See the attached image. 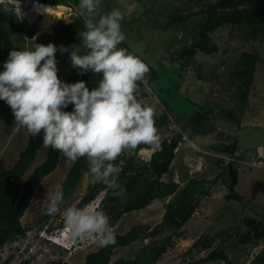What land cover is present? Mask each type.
I'll list each match as a JSON object with an SVG mask.
<instances>
[{"label": "trees", "instance_id": "1", "mask_svg": "<svg viewBox=\"0 0 264 264\" xmlns=\"http://www.w3.org/2000/svg\"><path fill=\"white\" fill-rule=\"evenodd\" d=\"M40 1L55 7L59 5H62V7L70 5L68 7H71L73 2H78L77 0ZM183 1L184 3L175 5L169 10L165 4H162V11H164L165 15L160 13L158 6L155 7V10L152 7L151 11L154 15L159 13L164 17L162 22L153 21V28L156 31H166L171 27H179L181 29V36L176 37L173 49L168 46L166 50L169 54L165 56L166 63H162L159 60V64L163 66V70L166 72L161 71V73H158L159 70L149 66L148 80L160 82L161 80L159 79L161 77L159 76L163 74L164 77L167 76L166 85L168 86L166 87H169L166 92L158 91V94L153 95L160 104L155 106L156 113L158 112L155 117V124L156 126H162L168 123L171 115L173 116H170L171 121L180 122V132L189 131V138H192L195 134L215 135L216 140L210 143L209 149L213 150L214 154L216 153L214 157L216 163L225 161L223 169L226 172V192L223 197L226 201L235 200L241 202L243 195L235 190L238 181V170L235 160L241 159L240 147L233 136V141L228 138L225 139L220 134L222 130L218 129V126L225 119L232 121L234 128H240L241 126V118L247 106L250 85L253 82L256 65L259 60V56L254 50V42L264 40V0ZM76 12L69 23L58 25L55 30L58 35L71 44L82 48L79 32L86 29L83 18L78 14V8ZM137 14V12H133L132 27L140 35L139 27H145L144 24L136 23L142 20V16H136ZM147 14H150V12ZM11 21L17 26L14 27L10 23ZM226 25L229 26L230 39L246 42L252 49L243 50L236 59H233L231 65L224 68L223 71L220 68L217 72L215 70V72L205 74L201 63L195 60L196 51L199 50L205 54L218 52V45L212 41L211 35L217 28ZM13 30H20L24 37L28 39L33 37L35 26L23 25L14 12L4 11L3 6H0V71H3V64L8 59L9 52L14 49L11 39ZM186 37L191 40L188 45L183 43L186 42ZM119 47L133 51L126 40ZM171 68H177L179 72L177 70H168ZM191 69L197 80H205L206 77L204 76H210L217 85L218 83L221 84V89L226 86L227 88L233 86L234 94L237 96L238 102H240L237 108L225 106L222 100L220 101L221 104L216 103V101L197 104L198 102L193 101L198 105V108L186 112H183L185 109H178L176 106L172 108V105H169V101L174 96L180 95L179 88L184 81L183 76ZM175 72L179 75L180 80H173ZM100 78V76H94L91 72L81 74L78 71L76 74L68 76L65 82L73 83L78 80H85L87 86L91 88L97 86ZM152 91L153 89L149 88L148 92H141L140 96L146 99L152 94ZM180 96L183 97V95ZM162 97L163 101H161ZM189 101L192 100L189 99ZM71 108L72 106L69 105L66 110L70 111ZM4 130L7 131L6 128ZM179 139L177 135L162 139L159 148L151 153L148 160L140 158L137 154L139 149L150 147L148 145H141L134 153H125L117 158L115 163L121 168L118 180L121 187L126 189V198L124 199L114 196L112 191L103 183L93 184L89 181L87 191L81 197L78 207L92 201L101 191H104L101 204L106 210L110 223H114L126 213L147 208L155 201H164L162 204L165 203V207L163 206L164 209L158 222L152 226L135 224L123 233H114L116 237L115 245L103 248L98 247L96 250L87 252L82 264H108L115 248L125 247L143 237H154L160 232L167 231L160 244H144L137 249L133 258H120L112 262V264L156 263L161 255L166 252L168 246L172 244L173 237L178 236L183 227L194 220V215L197 216L199 211L202 212V210H199L201 209L200 205L210 192L205 187V184L209 182L208 179L203 177L193 178V176L187 177L184 179L183 186H180V182H176L172 178L167 181L162 180V176L170 170V164L178 151ZM41 147L42 135L37 137H29L27 135L26 143L19 149L14 163L10 167L0 169V249L13 240L25 236L29 227L23 226L21 217L29 205L36 186L57 166L61 155L59 151L48 148L44 152L43 159L31 168ZM86 172L87 164L84 158L70 165L64 180L59 186L63 189L64 198L68 195L71 188H74L79 183ZM185 176H187L186 173ZM216 177L212 180L215 181ZM221 208L219 211H221ZM213 209L214 207L210 211L212 216L216 211ZM51 216L45 215L41 219L42 222L48 220ZM218 216L221 215L218 213ZM39 227L43 226L40 225ZM193 227L195 228V225ZM234 233L236 236L239 235L235 245L256 242V240H253L250 230L242 234L240 229L237 228ZM228 236L231 237V233ZM227 239L226 236L225 241H228ZM211 245L212 238H209L208 234L203 233L193 242L191 247L200 250L202 248H210ZM187 257L191 258L190 255L185 256L184 254L176 257L174 264H186ZM11 258L12 254L1 264H7ZM194 261L205 264H208L209 261L236 264L220 248H213L207 256L197 260L194 259ZM23 264H28V260H25ZM47 264L69 263L55 260ZM248 264H264V247L252 257Z\"/></svg>", "mask_w": 264, "mask_h": 264}, {"label": "rangeland", "instance_id": "2", "mask_svg": "<svg viewBox=\"0 0 264 264\" xmlns=\"http://www.w3.org/2000/svg\"><path fill=\"white\" fill-rule=\"evenodd\" d=\"M77 1L73 2L71 7H68L70 5H66L65 7H62V5L56 7L50 5L51 7L48 8L51 11L50 14L46 12L41 14L32 38H25L20 30H13L11 33L13 48L17 50L31 48L34 42L55 44L57 46L55 55L57 59L58 77L63 81L68 76L78 72L77 69L71 67L69 60L71 47L81 52H83V48L71 44L62 38L55 29L58 25L67 24L72 20L73 15L77 13L76 10L79 0ZM206 1L211 2L214 0ZM182 3H184L183 0H101L100 12L104 14L113 9L120 10L124 16L121 22V28L131 49L149 66H153L159 70L158 73H161V71L165 73L166 71L159 64V60L162 63H166L165 56L169 55L166 50L168 46L171 47L170 49H173L176 37L181 36V29L179 27H171L166 31H156L153 28V21L157 20L162 22L164 20V17L161 15H165L164 11H162V4H165L169 10L173 6ZM157 6L161 14L154 15L151 13L152 7L155 10ZM133 12L138 13L136 16H142V20L136 22L141 25L144 24L145 27H139L140 35L132 27ZM148 12L150 14H147ZM10 23L16 27L12 21ZM211 38L218 45L219 51L205 54L197 50L195 54V60L201 63L202 70L205 74L215 72V70L217 72L220 68L223 71L224 68L231 65L233 59H236L243 50L252 49L246 42L230 39L229 26L227 25L217 28L212 33ZM185 40L186 42L183 43L186 45L191 41L189 37H186ZM61 45L68 47L69 52L61 53L59 51ZM254 50L258 54L259 60L256 65L253 82L250 85L247 106L241 118V126L240 128H234V123L227 119L218 126V129L222 130L220 134L225 139L228 138L233 141L234 138L237 140L241 152L245 148L264 145V40L254 42ZM168 70H177L179 72L177 68ZM159 77H161L159 79L161 80L160 82L151 79L148 80L149 76L147 74V86L151 90L153 89V91L146 99L139 96L142 103L154 106L157 104L160 105L153 95L158 94V91H163L164 93L169 90V87H166L168 86L166 85L167 76L164 77L162 74ZM204 77H206L205 80H197L193 70H189L183 76L184 81L179 88L180 95H183V97L180 95L174 96L170 99L169 105H172V108L176 106L178 109H185L183 112H186L198 108L197 104L212 103L214 101L221 104L220 101L222 100L225 106L237 108L240 102H238L237 96L234 94L235 90L233 86L228 88L226 86L224 89H221L220 83L217 85V83L212 81L210 76ZM175 79L180 80L177 73L173 77V80ZM154 91L155 93H153ZM189 99L192 101H189ZM161 101H163V97ZM193 101L198 103L196 104ZM162 104L164 103L162 102ZM157 114L158 112L155 117ZM170 116L168 123L162 126H156L161 141L164 138H170L174 135H177L180 139L177 147L178 151L170 164V170L162 176V180L167 181L172 178L173 180L179 181L180 186H183L185 173L188 178L192 176L193 178L205 177L210 180V178L217 176V180L205 184V187L210 192L200 205L201 209L199 210H202V212L198 210L197 216L194 215V220L184 226L178 236L173 237L172 244L168 246L166 252L161 255L159 260L153 264H174L176 257L183 254L185 256L190 255L197 260L207 256L213 248L223 249L236 264H248L252 257L264 247V158L251 156L246 157L245 160L243 158L244 162L235 160V165L238 170V181L235 190L243 195V200L241 202L235 200L226 201L223 197L226 192V172L223 169L225 161L216 163L214 160L216 153L214 154L213 150L209 149L210 143L216 140L215 135L195 134V136L189 138V131L180 132V122L176 120L171 121L170 118L173 116ZM13 127V113L8 104L0 100V169L10 167L14 163L19 149L25 145L27 140V134L24 129L17 132ZM5 128L7 131L4 130ZM158 148L154 146L142 148L138 150L137 154L140 158L148 159L151 152ZM45 151L46 149L40 148L38 156L31 168L43 159ZM70 165L65 163V159L61 155L55 169L45 176L36 186L29 205L21 217L23 226L29 227L30 232L42 225L43 228L48 227L49 230L53 229L52 234L57 236L60 228L65 226L63 210L68 207L82 208L88 212L100 211L107 216L106 210L99 203L102 193L90 203L78 207L81 197L86 193L87 186H89V177L86 175V172L79 183L74 188H71L68 195L64 198V203L60 205L61 212L52 215L48 220L42 222L41 219L46 214L40 210V203L34 199L42 200L48 193L54 192L64 180ZM163 202L155 201L147 208L134 210L122 215L114 223H110V230L113 233H123L135 224H148L152 226L161 218L165 207V203L162 204ZM213 207V210L216 211L212 216L210 211ZM220 208L221 211H219ZM218 213L221 216H218ZM194 225L195 228L193 227ZM237 228L240 229L242 234L250 230L253 240H256V242L235 245L239 238V235L236 236L234 233ZM203 233L208 234L209 238H212L211 247L200 250L192 248L193 242ZM229 233H231V237L228 236ZM166 234L167 231H163L154 237H143L125 247L115 248L108 264H112L113 261L120 258H133L138 248L149 243L160 244ZM226 236L228 241H225ZM59 241L61 242V240ZM64 243L67 248L72 244L70 251L66 252L64 248H54L51 246V248L47 247L44 249L42 256L31 260L27 259L29 255L21 254L18 250L11 252L12 258L7 264H23L25 260H28V264H47L52 260H60L62 262H68L69 264H82L87 252L98 249L97 246L87 242H84L78 248L77 243L73 242L70 238L68 242ZM15 245H21L20 240L7 244L0 249V264L1 261L3 262V256H6L7 249ZM36 248H39V245H36ZM208 264L222 263L209 261Z\"/></svg>", "mask_w": 264, "mask_h": 264}, {"label": "clouds", "instance_id": "3", "mask_svg": "<svg viewBox=\"0 0 264 264\" xmlns=\"http://www.w3.org/2000/svg\"><path fill=\"white\" fill-rule=\"evenodd\" d=\"M100 4L101 0H79L78 14L86 29L79 32L83 52L71 47L69 56L71 67L81 74L91 72L101 77L97 86L89 88L85 80H61L57 46L34 42L31 48L9 52L0 71V100L13 113L15 131L24 129L29 137L42 135V148L59 151L67 164L84 158L90 183H103L114 196L124 199L126 189L119 183L121 168L115 161L125 153H134L141 145L159 147L161 137L155 124V106L139 99L141 92L149 91L146 76L150 67L134 51L119 47L126 40L121 29L123 13L113 9L101 14ZM0 6L23 20L20 0H0ZM41 9L48 13V8L39 6L37 10ZM59 51L69 52V48L61 45ZM69 105L70 111L66 110ZM240 158L236 160L246 159L241 154ZM212 179L208 181L214 182ZM100 193L101 204L104 191ZM34 200L40 203L44 214L56 215L64 203L63 189L57 187L42 200ZM63 217L65 226L57 236L48 227L32 232L28 229L25 236L17 239L21 245L7 249L3 262L18 250L31 260L51 246L68 252L72 244L67 248L64 242L69 238L78 248L84 242L101 248L115 245V234L104 213L68 207L63 210ZM36 245L39 248L35 249ZM191 259L192 264H205L195 262L192 256Z\"/></svg>", "mask_w": 264, "mask_h": 264}, {"label": "built area", "instance_id": "4", "mask_svg": "<svg viewBox=\"0 0 264 264\" xmlns=\"http://www.w3.org/2000/svg\"><path fill=\"white\" fill-rule=\"evenodd\" d=\"M20 4L21 10L24 14L23 20L20 21L26 26H36V24L39 23L41 14L45 13L42 9L37 10L39 6H43L44 8L51 7L49 4L41 2L40 0H20ZM191 261V258H187L186 264L190 263Z\"/></svg>", "mask_w": 264, "mask_h": 264}, {"label": "water", "instance_id": "5", "mask_svg": "<svg viewBox=\"0 0 264 264\" xmlns=\"http://www.w3.org/2000/svg\"><path fill=\"white\" fill-rule=\"evenodd\" d=\"M241 156L242 157H250V156L264 157V145H258L255 147L245 148L241 152Z\"/></svg>", "mask_w": 264, "mask_h": 264}, {"label": "bare ground", "instance_id": "6", "mask_svg": "<svg viewBox=\"0 0 264 264\" xmlns=\"http://www.w3.org/2000/svg\"><path fill=\"white\" fill-rule=\"evenodd\" d=\"M50 5V4H49ZM53 6V5H52ZM49 11V10H48ZM51 11L48 12V14H50ZM53 12V11H52ZM48 18V17H47ZM60 240V239H59ZM59 240H57L58 242H60Z\"/></svg>", "mask_w": 264, "mask_h": 264}, {"label": "crops", "instance_id": "7", "mask_svg": "<svg viewBox=\"0 0 264 264\" xmlns=\"http://www.w3.org/2000/svg\"><path fill=\"white\" fill-rule=\"evenodd\" d=\"M187 177L185 176L184 179H186Z\"/></svg>", "mask_w": 264, "mask_h": 264}]
</instances>
